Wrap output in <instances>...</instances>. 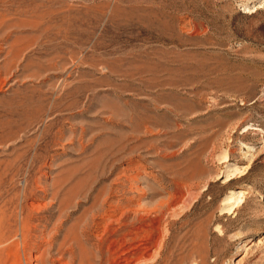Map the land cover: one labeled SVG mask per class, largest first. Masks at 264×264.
<instances>
[{
	"label": "rangeland",
	"instance_id": "374dc122",
	"mask_svg": "<svg viewBox=\"0 0 264 264\" xmlns=\"http://www.w3.org/2000/svg\"><path fill=\"white\" fill-rule=\"evenodd\" d=\"M0 239L264 264V0H0Z\"/></svg>",
	"mask_w": 264,
	"mask_h": 264
},
{
	"label": "bare ground",
	"instance_id": "6f19581e",
	"mask_svg": "<svg viewBox=\"0 0 264 264\" xmlns=\"http://www.w3.org/2000/svg\"><path fill=\"white\" fill-rule=\"evenodd\" d=\"M231 170V169H230ZM233 172H234V170H232ZM228 181V180H227ZM234 195H236L235 193H233L232 194V198L234 197ZM229 202H227L226 204H228ZM234 207V206H233ZM26 226H28V225H25V228H22V231H23V229H25L26 230ZM29 228V227H28ZM24 230V231H25ZM31 234V230L29 229V231H26V232H23L21 235H22V239L21 240H23L24 241V243H26V241L30 238V235ZM3 243H4V241H1V239H0V246L1 245H3ZM22 243V242H21ZM19 245V244H18ZM23 245V244H22ZM26 245V244H25ZM28 245V244H27ZM26 247V246H25ZM16 251V250H15ZM10 252H12V249H11V247H9V248H7L6 249V247H5V249H1L0 250V254H4V253H10ZM18 252V251H17ZM13 253H14V250H13ZM12 253V254H13ZM19 253V252H18ZM17 253H15V255H16ZM17 256V255H16ZM16 256H14V258L16 257ZM20 257V256H19ZM19 257H16V259H15V261L13 262V263H18L19 261H20V259H19ZM44 257V252H42L41 254H40V256H36L35 257V260H37V261H40L42 258ZM12 263V264H13Z\"/></svg>",
	"mask_w": 264,
	"mask_h": 264
}]
</instances>
